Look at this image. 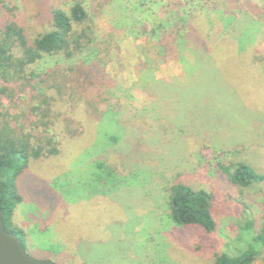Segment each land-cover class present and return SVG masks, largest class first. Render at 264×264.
<instances>
[{
    "label": "rangeland",
    "instance_id": "1",
    "mask_svg": "<svg viewBox=\"0 0 264 264\" xmlns=\"http://www.w3.org/2000/svg\"><path fill=\"white\" fill-rule=\"evenodd\" d=\"M75 1L86 7L96 38L74 65L58 67L49 58L37 68L57 70L64 95L44 91L57 98L51 132L60 152L32 159L18 182L23 199L11 219L26 235V251L55 264H213L237 221L248 216L257 227L264 214V185L235 186L218 167L241 161L264 173V72L217 64L180 82L178 58L157 60L151 43L129 28L163 17L168 0H4L6 19L15 15L33 37L52 9L68 11ZM206 3L247 11L255 29L264 27V0ZM258 50L264 54V34ZM173 77L175 110L191 109L198 118L208 111V130L181 134L170 122L171 106L172 114L143 111L139 88ZM2 103L21 123L31 120L30 96L20 112L4 97ZM177 179L215 193L217 228L209 236L170 221L166 189Z\"/></svg>",
    "mask_w": 264,
    "mask_h": 264
},
{
    "label": "trees",
    "instance_id": "2",
    "mask_svg": "<svg viewBox=\"0 0 264 264\" xmlns=\"http://www.w3.org/2000/svg\"><path fill=\"white\" fill-rule=\"evenodd\" d=\"M168 1L170 7L164 11L163 17L151 25L133 23L129 28H133L130 32L142 35L151 43L157 60L178 58L182 73L176 77L180 82L182 77L191 75L188 72L201 71L205 66L214 68L217 64L240 68L249 74L255 70L264 72V54L258 50L264 27L255 29L256 19L250 13L217 9L207 4V0L195 3L194 0ZM136 10L141 9L136 6ZM8 11L11 9L8 10L4 0H0V209L5 229L15 233L26 249V235L11 219L23 199L18 182L32 159L60 152L59 141L51 132L60 113L56 109L57 98L44 91L61 99L64 95L61 81L54 79L57 70L37 68L42 60L49 58H53L58 67L71 62L74 65L80 55L91 49L96 37L88 11L79 1L73 2L68 11L52 9L46 28L33 37L27 35L15 15L6 19ZM173 79L164 78L139 88L144 93L143 111L158 113L168 110L169 113L173 110L170 122L179 127L181 134L208 130L212 127L205 117L208 111H203L198 118L191 109L186 110L187 113L175 110L171 94L177 88H170ZM50 81L52 83H48ZM25 95L31 97V120L21 123L20 117L8 110L3 111L8 104L2 101L4 97L11 109L20 112ZM164 124L160 122L158 126ZM112 136L109 139L114 142L117 137ZM218 167L235 186L264 185V173L255 171L245 162L219 163ZM166 192L168 217L172 223L199 228L205 236L215 232L218 210L215 193L192 188L179 179L172 181ZM258 260L264 264V214L257 227L248 216L242 222L237 221L235 237L227 250L214 254L213 264H253ZM58 264L73 263L65 259Z\"/></svg>",
    "mask_w": 264,
    "mask_h": 264
},
{
    "label": "water",
    "instance_id": "3",
    "mask_svg": "<svg viewBox=\"0 0 264 264\" xmlns=\"http://www.w3.org/2000/svg\"><path fill=\"white\" fill-rule=\"evenodd\" d=\"M0 264H55L50 259L32 257L15 235L5 229L0 209Z\"/></svg>",
    "mask_w": 264,
    "mask_h": 264
}]
</instances>
